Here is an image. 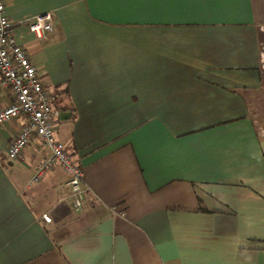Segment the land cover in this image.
<instances>
[{
  "label": "crops",
  "instance_id": "0c3cea01",
  "mask_svg": "<svg viewBox=\"0 0 264 264\" xmlns=\"http://www.w3.org/2000/svg\"><path fill=\"white\" fill-rule=\"evenodd\" d=\"M0 1L86 186L1 124L0 264H264V0Z\"/></svg>",
  "mask_w": 264,
  "mask_h": 264
},
{
  "label": "built area",
  "instance_id": "2783aa9c",
  "mask_svg": "<svg viewBox=\"0 0 264 264\" xmlns=\"http://www.w3.org/2000/svg\"><path fill=\"white\" fill-rule=\"evenodd\" d=\"M23 22L40 37L52 30L54 16L51 11H47L26 18ZM2 89L10 93L12 100L0 109V125L13 119H22L19 132L7 147L8 158H17L24 146L38 137L49 154L37 165L32 181L38 180L58 164L66 175L65 184L70 190L71 206L75 212H80L86 192L84 170L73 161L63 142L55 136L54 127L59 110L54 105V96L44 86L24 48L16 43L13 23L0 1V91ZM43 218L49 221L47 215L44 214Z\"/></svg>",
  "mask_w": 264,
  "mask_h": 264
},
{
  "label": "rangeland",
  "instance_id": "374dc122",
  "mask_svg": "<svg viewBox=\"0 0 264 264\" xmlns=\"http://www.w3.org/2000/svg\"><path fill=\"white\" fill-rule=\"evenodd\" d=\"M260 64L262 66V72H263V83H264V42H263V46H262V54L260 56Z\"/></svg>",
  "mask_w": 264,
  "mask_h": 264
}]
</instances>
